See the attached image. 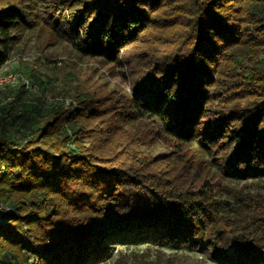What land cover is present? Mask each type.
Returning <instances> with one entry per match:
<instances>
[{
    "label": "trees",
    "instance_id": "obj_1",
    "mask_svg": "<svg viewBox=\"0 0 264 264\" xmlns=\"http://www.w3.org/2000/svg\"><path fill=\"white\" fill-rule=\"evenodd\" d=\"M39 25L125 65L131 93L73 95L45 113L0 104V264H97L113 240L264 264V0H0V70ZM145 137L207 149L223 188L261 184L230 191L229 226L207 234V179L182 152H140Z\"/></svg>",
    "mask_w": 264,
    "mask_h": 264
},
{
    "label": "rangeland",
    "instance_id": "obj_2",
    "mask_svg": "<svg viewBox=\"0 0 264 264\" xmlns=\"http://www.w3.org/2000/svg\"><path fill=\"white\" fill-rule=\"evenodd\" d=\"M4 72L6 75L26 76L34 88L28 90V94L20 95L18 99L13 96L11 90H17L21 85H17L16 89H12V86L0 88V104L5 105L7 100H15L16 105L25 106L29 110L28 104L32 103L41 113L51 111L58 105L68 106L73 100V95L86 93L96 98L114 96V101L119 95L131 93L132 79L125 65L117 66L83 57L73 46L57 39L47 27L41 25L26 33L17 43ZM17 114L21 119L19 123L27 118V113L22 109H18ZM27 126L29 127L24 126L22 134L29 132L30 128ZM85 144L88 146L87 142ZM178 145L179 143L169 138L148 140L145 137L138 147L140 152H147L153 158L174 152H182L183 156L190 158V174H199L197 182L203 183L207 179L212 187L209 202L214 204L213 214L217 216V220L209 223L207 234L211 229L214 232L223 231L229 226V222L224 219L228 214L223 203L233 202L230 191L252 195L258 190L261 182L258 179L239 184L224 182L227 184L225 189L220 186L222 169L220 170L219 160H213L208 150L198 145ZM205 239L207 240V235ZM108 247L110 256L97 264H216L211 258L210 247L209 250L202 251L175 245L130 243L125 240H113L108 243Z\"/></svg>",
    "mask_w": 264,
    "mask_h": 264
},
{
    "label": "built area",
    "instance_id": "obj_3",
    "mask_svg": "<svg viewBox=\"0 0 264 264\" xmlns=\"http://www.w3.org/2000/svg\"><path fill=\"white\" fill-rule=\"evenodd\" d=\"M5 68V66H4ZM4 68L0 70V88L3 87H11L15 88L17 85L23 86L27 90H32L34 88L32 82L24 75L21 74H15V75H6L4 72ZM6 78H2L5 77ZM7 210V209H6Z\"/></svg>",
    "mask_w": 264,
    "mask_h": 264
}]
</instances>
